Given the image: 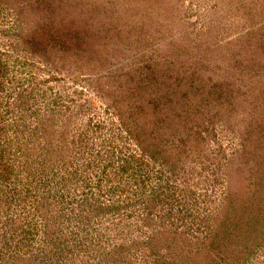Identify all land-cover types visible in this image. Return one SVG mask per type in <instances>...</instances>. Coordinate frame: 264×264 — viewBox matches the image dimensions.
<instances>
[{
    "label": "rangeland",
    "instance_id": "1",
    "mask_svg": "<svg viewBox=\"0 0 264 264\" xmlns=\"http://www.w3.org/2000/svg\"><path fill=\"white\" fill-rule=\"evenodd\" d=\"M37 3L0 9V264H264V0Z\"/></svg>",
    "mask_w": 264,
    "mask_h": 264
},
{
    "label": "trees",
    "instance_id": "2",
    "mask_svg": "<svg viewBox=\"0 0 264 264\" xmlns=\"http://www.w3.org/2000/svg\"><path fill=\"white\" fill-rule=\"evenodd\" d=\"M32 4L33 6H35V8L38 10V3H37V0L36 1H30V0H0V9H12L14 10V15L16 16L15 18H17L18 16L21 17V14L27 10L28 8L32 7ZM43 5L42 8L44 7V4H41ZM40 7V6H39ZM39 11V10H38ZM51 32L52 35H54L53 33L55 31L53 30H49ZM5 68V67H4ZM3 67H2V62H1V54H0V83H1V76L3 75V71H2ZM21 150V153L22 155H24L25 153L28 152L27 148H22L20 149ZM27 150V151H25ZM0 158H1V155H0ZM3 158V156H2ZM1 158V159H2ZM28 161H26L24 163V165L27 164ZM2 167L4 168V170L6 172H8V167L6 168L5 164H2ZM24 169H26V166H24ZM4 179L5 181H7V176H3V175H0V180Z\"/></svg>",
    "mask_w": 264,
    "mask_h": 264
}]
</instances>
